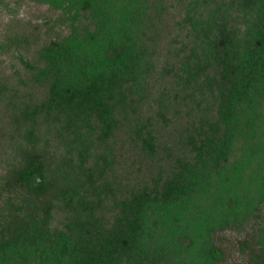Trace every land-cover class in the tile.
<instances>
[{"label": "trees", "instance_id": "16d2710c", "mask_svg": "<svg viewBox=\"0 0 264 264\" xmlns=\"http://www.w3.org/2000/svg\"><path fill=\"white\" fill-rule=\"evenodd\" d=\"M248 227L264 264V0H0V264H240Z\"/></svg>", "mask_w": 264, "mask_h": 264}, {"label": "rangeland", "instance_id": "374dc122", "mask_svg": "<svg viewBox=\"0 0 264 264\" xmlns=\"http://www.w3.org/2000/svg\"><path fill=\"white\" fill-rule=\"evenodd\" d=\"M254 229V227H248L241 232L225 230L215 235V245L221 250L224 261L240 264H248V262H250V249L255 250V247L250 242ZM244 240L248 241L250 244L249 250L246 252L240 250L239 242Z\"/></svg>", "mask_w": 264, "mask_h": 264}]
</instances>
